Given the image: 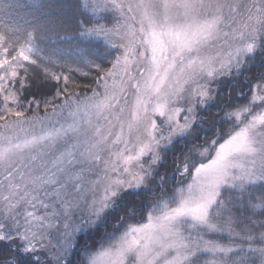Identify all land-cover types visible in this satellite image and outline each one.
Instances as JSON below:
<instances>
[{
    "label": "rangeland",
    "instance_id": "rangeland-1",
    "mask_svg": "<svg viewBox=\"0 0 264 264\" xmlns=\"http://www.w3.org/2000/svg\"><path fill=\"white\" fill-rule=\"evenodd\" d=\"M83 1L95 20L83 35L118 55L86 96L59 90L23 102L16 86L35 44L10 55L0 37V243L39 264H187L203 254L207 264H243L219 259L235 248L201 230L223 189L264 183V82L229 111L239 128L223 143L191 147L202 162L188 173L185 161L183 183L144 222L89 249L82 263L74 258L78 236L125 193L150 188L163 152L261 50L264 0Z\"/></svg>",
    "mask_w": 264,
    "mask_h": 264
},
{
    "label": "trees",
    "instance_id": "trees-1",
    "mask_svg": "<svg viewBox=\"0 0 264 264\" xmlns=\"http://www.w3.org/2000/svg\"><path fill=\"white\" fill-rule=\"evenodd\" d=\"M94 23L83 0H0V37L8 53L15 54L31 38L35 44L32 61L20 71L16 86L23 102L43 101L59 90L78 97L97 90L102 75L114 66L118 55L102 40L83 35ZM240 75L217 86L214 105L202 112L204 119L163 152L164 162L149 181V189L125 193L110 207L101 225L78 236V244L84 246H80L75 261L82 263L89 249L98 250L109 237L144 222L157 202L172 195L184 181L181 169L185 161H190L188 173L202 162L192 146L203 145L204 141L219 145L239 128L228 114L248 101L254 83L264 82V40L261 50L246 60ZM210 222L209 228L201 230L205 238L235 248L219 259L224 258L225 263H264V183L223 189L210 213ZM207 263L208 256L203 254L187 264ZM0 264L39 263L19 245L2 241Z\"/></svg>",
    "mask_w": 264,
    "mask_h": 264
}]
</instances>
